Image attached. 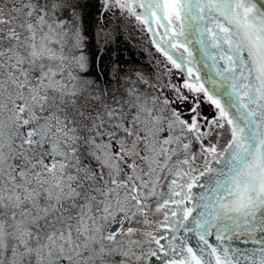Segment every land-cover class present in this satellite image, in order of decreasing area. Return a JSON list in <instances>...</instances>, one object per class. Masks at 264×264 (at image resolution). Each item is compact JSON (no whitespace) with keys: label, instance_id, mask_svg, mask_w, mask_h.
<instances>
[{"label":"snow or ice","instance_id":"1","mask_svg":"<svg viewBox=\"0 0 264 264\" xmlns=\"http://www.w3.org/2000/svg\"><path fill=\"white\" fill-rule=\"evenodd\" d=\"M0 264H264V0H0Z\"/></svg>","mask_w":264,"mask_h":264}]
</instances>
